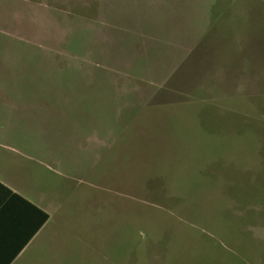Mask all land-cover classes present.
I'll return each instance as SVG.
<instances>
[{
	"label": "rangeland",
	"instance_id": "obj_1",
	"mask_svg": "<svg viewBox=\"0 0 264 264\" xmlns=\"http://www.w3.org/2000/svg\"><path fill=\"white\" fill-rule=\"evenodd\" d=\"M0 173L16 264H264V0H0Z\"/></svg>",
	"mask_w": 264,
	"mask_h": 264
},
{
	"label": "crops",
	"instance_id": "obj_2",
	"mask_svg": "<svg viewBox=\"0 0 264 264\" xmlns=\"http://www.w3.org/2000/svg\"><path fill=\"white\" fill-rule=\"evenodd\" d=\"M32 205L45 210L19 182L0 173V264H16L42 240L47 221L38 227V214Z\"/></svg>",
	"mask_w": 264,
	"mask_h": 264
},
{
	"label": "trees",
	"instance_id": "obj_3",
	"mask_svg": "<svg viewBox=\"0 0 264 264\" xmlns=\"http://www.w3.org/2000/svg\"><path fill=\"white\" fill-rule=\"evenodd\" d=\"M36 211H37V214H38V227H40L45 221H47L48 217H49V214L47 211L43 210L42 208L40 207H37L35 205H32Z\"/></svg>",
	"mask_w": 264,
	"mask_h": 264
}]
</instances>
